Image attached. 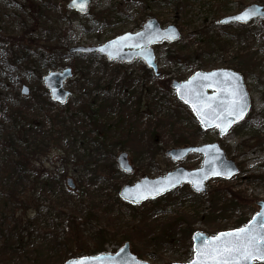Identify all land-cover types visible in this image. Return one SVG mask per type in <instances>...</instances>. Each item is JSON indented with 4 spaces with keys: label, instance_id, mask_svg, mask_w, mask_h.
Listing matches in <instances>:
<instances>
[{
    "label": "rangeland",
    "instance_id": "374dc122",
    "mask_svg": "<svg viewBox=\"0 0 264 264\" xmlns=\"http://www.w3.org/2000/svg\"><path fill=\"white\" fill-rule=\"evenodd\" d=\"M68 1L0 0V143L23 127L28 132H23V141L32 144L36 141L33 123L51 131L48 113L80 109V95L86 92L81 87V73L92 79L102 78L104 84L112 77L119 79L129 74L138 79L137 83L144 81L145 86L136 85L137 94L130 103L116 102L111 113L99 119L96 126L104 127L103 139L81 114H76L69 124L74 128L70 134L56 136L52 132L55 142L37 157L42 161L43 172L56 176L52 195L47 197L37 186H30L34 174L27 175L24 188L19 189L22 195L32 196L38 206V212L34 213V203L28 202L30 219H37L28 228L29 239L40 246L47 243L45 249H49L34 263L59 264L61 260L94 256L99 254H95L97 244L114 253L124 245V239L131 240L133 249L132 246L130 249L135 253L130 252L140 261L188 263L193 252L188 241H183L184 231L182 234L178 228L167 231L172 235L169 243L161 238L162 230L173 224L175 218L184 228L192 227L214 236L246 226L258 212L256 203L264 202V20L244 26L218 24L222 17L236 14L251 4L264 7V0H91L85 15L68 10ZM146 17L156 18L163 27L175 25L181 32L179 40L153 46L161 73L158 81L151 73L144 75L142 62L135 61L114 73L109 68L104 70L96 58L67 53L73 47L99 46L116 35L133 32ZM47 43L64 48L65 54L56 53L50 58L43 49ZM49 59L55 65L52 71L71 69L72 77L64 85L71 94L64 103L67 106L41 102L45 100L42 77L49 72L44 63ZM214 69H231L242 75L251 99L245 119L220 137L216 129L199 130L196 121L181 113L182 120L173 131L169 130L173 120L167 116H172L176 107L172 81L182 82L197 71ZM23 86L28 88V96L20 95ZM115 90L108 93L97 90L91 97L107 98ZM141 94L142 107H150V111L135 114L129 105ZM12 112L14 119L10 118ZM88 130L90 134L84 135ZM181 139L185 143L174 144ZM212 143H218L239 169L230 180L211 179L201 196L191 195L190 185L183 184L157 200L137 206L119 198L122 187L133 185L142 177H162L176 167L186 170L200 167L202 155L191 154L175 163L166 155L168 150ZM66 153L68 161L64 163L61 160ZM121 153L127 155L131 172L124 173L117 167L116 159ZM77 156L83 160L78 161ZM89 163L91 166L86 167ZM61 177L63 187L57 182ZM67 179L73 181L74 189L67 187ZM53 196L61 198L55 205L50 203ZM55 206L74 210L72 217L77 225L81 224L78 237L65 239L60 247L50 245L46 237L49 233L61 237L64 229L54 212ZM204 215L208 226L200 219ZM35 257L14 254L3 260L4 264H33Z\"/></svg>",
    "mask_w": 264,
    "mask_h": 264
},
{
    "label": "water",
    "instance_id": "95a60500",
    "mask_svg": "<svg viewBox=\"0 0 264 264\" xmlns=\"http://www.w3.org/2000/svg\"><path fill=\"white\" fill-rule=\"evenodd\" d=\"M90 3L91 0H88L87 9L84 12L78 11L73 6L72 0L68 1L66 8L79 15H85ZM245 12L250 14L245 22L233 19V17ZM258 19L264 20V7L251 4L234 15L221 18L218 24L221 26L232 23L247 25ZM179 37L180 33L175 26H167L165 29H162L156 19L151 18L143 25L140 32H127L118 35L99 46L73 47L68 49V54H98L104 57L106 61L116 63H131L135 59H140L144 61L145 67L152 71L154 77H158L160 74L157 72L155 56L152 49L148 47L162 42L173 43ZM71 77L72 72L70 68H65L61 71H49L42 77L43 86L47 90L52 103L63 105L68 100L71 94L65 89L64 84ZM235 84H238L240 89L246 93L247 108L240 119L228 117L233 122L227 125L225 132L221 133V129L217 127V124L224 123V118L227 115L225 109L231 102V91ZM170 86L175 91L177 100L189 109L200 127L204 131L216 129L220 137L226 135L235 124L243 121L251 107V99L242 76L232 70L215 69L210 72L197 71L186 81L178 82L173 80ZM28 94V88L23 86L20 90V95L28 96ZM193 105L203 113L204 123H202V116L197 114ZM191 154L202 155L199 168L186 170L182 167H176L162 177L153 179L142 177L133 185L122 187L118 193L119 198L126 203L137 206L147 201L161 198L183 184H189L193 193H205L207 181L215 178L229 180L238 174L237 166L226 157L225 152L218 143L201 146H184L166 152V155L175 163L187 158ZM116 165L124 173L133 170L125 153L118 155ZM66 185L70 189L75 188L71 179L66 180ZM256 206L258 207V212L242 228H255L256 231L264 230V224L261 223L264 222V216L257 215L264 212V202L259 201L256 203ZM235 230L220 232L215 236H208L202 231H196L192 235L193 257L190 262L184 264H192L197 259V249H201L202 252L210 251L211 247L216 244V241L213 240L214 237L219 236L221 233H230ZM201 259L207 258L201 257ZM77 262H81V264H148L147 262L138 260L130 252L128 243H125L115 253H101L94 256L69 259L64 264H77ZM261 262H264V260L255 259L249 261L248 264ZM208 264H211V262L209 261Z\"/></svg>",
    "mask_w": 264,
    "mask_h": 264
},
{
    "label": "trees",
    "instance_id": "16d2710c",
    "mask_svg": "<svg viewBox=\"0 0 264 264\" xmlns=\"http://www.w3.org/2000/svg\"><path fill=\"white\" fill-rule=\"evenodd\" d=\"M33 6V5H32ZM64 9H66L64 7ZM44 52L52 58L54 54H65L64 48H59L56 45H52L47 43L46 46L43 47ZM85 57L86 59L96 58L100 60V64L104 70L110 69L114 73H117L118 71H121V69L125 66V64H116V63H108L106 62L102 57L99 55H80ZM44 67L46 70L52 71V69L55 67L54 63L50 61V59L44 63ZM144 69V68H143ZM145 70V76H148L150 74V71ZM97 77V76H95ZM81 87H83V91H86L85 94L80 95V106L81 108L78 109L75 112L68 111L67 109L62 112H54L53 114L48 113L47 119L49 120V123L51 125V131L43 130V126L38 125L37 123H33L35 125V128L32 132L35 133L36 141L32 144H27L28 140L23 141L24 134L23 127H18L17 130L14 131V134L10 137H7L0 143V264H4L3 259H7L8 257L15 255L22 256V258H25L26 254H33L36 255L35 260L33 261V264H37L34 262H38L39 259L42 257L43 252H48L49 249H45L47 247V243L43 246L37 245L35 242H32L29 238H31V234L28 233V228L33 225L34 221L37 219L32 218L30 219V214L27 212V206L28 202L30 204L34 203L33 197H27L22 195V193H19V189L22 187L24 188V183L26 179L28 178L27 175L34 174V178L32 179L30 186L35 187L37 186V189L41 190L42 194H46L47 197L49 195H52V191L54 188V185L52 183H55L56 176H47L43 171L42 167V161H38L37 158L42 153L47 150L49 145H51L53 139L52 132L56 133V136L64 135V134H70L74 131V128H71L69 124L73 123L74 119H76V114H81L89 123L94 127V130L101 136V138H104V127L98 128L96 124L98 123L99 119L103 117L107 113H111L113 110L114 104L119 101H122V105L130 103V99L137 94V86H145L144 81H140V83H137L138 79H135L132 77V75H126L123 74L122 77L117 79L116 77L110 78V80L104 84L102 81V78L98 79H92L89 77V74L87 73H81ZM155 81H158V79H155ZM106 85V87H101ZM137 85V86H136ZM93 87V88H92ZM116 89L115 93L113 95H110V97L107 98H101V95H97L95 97H91V93L97 90H104L106 93H108L112 89ZM142 88V87H141ZM45 89V88H44ZM142 90V89H141ZM145 92V91H144ZM148 95L150 94V91L148 90ZM97 93V92H96ZM158 93V92H157ZM102 94V93H98ZM148 95L146 98L148 99ZM159 96V95H157ZM176 102V107L173 108L172 116H167L168 120H173L171 122V125L169 126V130H174L176 127V124L179 120H182L181 113H185L190 116V118L195 121L194 116L191 114V112L187 109L185 105H183L180 101L177 100L175 96H173ZM43 98L45 100H42L45 105H55L52 103L47 95L46 89L43 92ZM99 98H101L99 100ZM141 98H143V95H137L136 102H133L130 107H133V113L140 114V110H144L149 113V109L147 107H142L143 105L140 103ZM30 100V98H28ZM43 104V105H44ZM44 105V106H45ZM67 106V104H64ZM57 107H62L61 105H55ZM149 110V111H148ZM181 111V112H180ZM13 116H15V112L11 113L12 119ZM32 126V125H29ZM198 129L200 130L201 127L199 126ZM26 130V129H25ZM28 133V132H27ZM90 131H86L84 135H89ZM98 136L96 135L95 139H97ZM55 142V141H54ZM181 143H185L184 139L177 140L175 145H181ZM71 145V144H70ZM21 146L23 148L21 149ZM86 150L85 148H83ZM69 152V151H68ZM66 155V157H63L61 161H64V163H67L68 161V153L63 154ZM78 161H82L83 159L80 157H76ZM76 162H73L71 164H75ZM97 161L95 162L94 166L95 168L98 166ZM67 165V164H66ZM65 165V166H66ZM87 166H91V164H86ZM101 167V166H99ZM63 187V180L62 177L57 181ZM35 184V186H34ZM36 190V189H34ZM34 190L31 192L33 193ZM85 193L82 192V194ZM193 196H201V194L190 192ZM61 198H57L53 196V199L50 200V203L52 205H55L56 202H59ZM33 205V204H32ZM33 210L34 213L38 212V206L36 203H34ZM66 207L57 208L55 206L54 212L56 213L57 219L64 225V229L62 231L61 237H59L58 234L49 233V235H46L47 238H49L50 245H53L54 247H60L61 244H64L65 239H73L74 237H78L80 234V225H77L76 218L72 217L74 215V210L67 211L65 209ZM64 209V212H63ZM67 212V213H66ZM73 213V214H72ZM88 215L87 213H85ZM212 214L214 212L212 211ZM87 217V216H86ZM173 224L166 226L162 232H161V238L165 239L168 243V241L172 235L170 233H166L167 231L171 232L172 229L178 228L179 231H184V242L189 244V250L192 248V235L193 233L198 229H193L192 227L184 228L183 224L180 223L178 218ZM201 221H204L203 225L209 224L206 223V215L202 216ZM208 226V225H206ZM184 228V229H183ZM209 228V227H208ZM48 234V233H47ZM124 243H128L130 245V248L132 246L133 249V243L130 239H124ZM48 243V244H49ZM34 250H29V248ZM54 249V248H53ZM59 250L58 252H60ZM95 254L96 253H104L106 252L102 244H97V247L95 246ZM130 251L133 253L130 249ZM31 252V253H28ZM57 253V252H56ZM55 253V254H56ZM135 253V252H134ZM91 253H87V255H90ZM94 254V253H92ZM24 255V256H23ZM62 261V262H61ZM59 261V264H63L66 260ZM263 264V263H258Z\"/></svg>",
    "mask_w": 264,
    "mask_h": 264
},
{
    "label": "snow or ice",
    "instance_id": "6c2138e0",
    "mask_svg": "<svg viewBox=\"0 0 264 264\" xmlns=\"http://www.w3.org/2000/svg\"><path fill=\"white\" fill-rule=\"evenodd\" d=\"M87 3L88 0H72L73 6L81 12L86 11ZM249 15L245 12L233 17V19L245 22ZM231 97V102L225 109L227 115L224 118V123L217 124V127L221 129V133L225 132L227 125L233 122L228 117L240 119L247 108L246 93L240 89L238 84L233 85ZM193 107L197 114L202 116V123H204L201 110L196 108L195 105ZM257 215L264 216V212ZM261 223L264 224V222ZM213 240L216 241V244L211 247L210 251L196 250L197 259L192 264H208L209 261L211 264H248L251 260H264V230L256 231L255 228H241L230 233H221ZM201 257L207 259H201ZM77 264H81V262H77Z\"/></svg>",
    "mask_w": 264,
    "mask_h": 264
},
{
    "label": "flooded vegetation",
    "instance_id": "af4514ba",
    "mask_svg": "<svg viewBox=\"0 0 264 264\" xmlns=\"http://www.w3.org/2000/svg\"><path fill=\"white\" fill-rule=\"evenodd\" d=\"M156 19V18H154V17H146L145 18V21H144V23L137 29V30H135V31H133V32H131V33H137V32H140L141 30H142V28H143V25L149 20V19ZM156 21L158 22V20L156 19ZM159 23V22H158ZM159 25H160V28H162V29H165L167 26H172V25H167V26H165V27H163V26H161V24L159 23ZM173 26H175V25H173ZM176 27V26H175ZM177 28V27H176ZM177 30H178V28H177ZM179 31V30H178ZM129 32V31H128ZM179 33H180V37H181V32L179 31ZM180 37H179V39H180ZM178 39V40H179ZM167 43V42H166ZM161 44V43H160ZM153 46L154 45H152V46H149L148 48H151L152 49V51H153V53H154V56H155V64L157 65V63H156V55H155V52H154V49H153ZM135 61H137V62H142L141 64H143L144 65V67H145V64H144V61H142V60H140V59H135V60H133V62H135ZM133 62H131V63H133ZM131 63H125V65H128V64H131ZM143 67V68H144ZM144 69H146V70H148L146 67L144 68ZM215 70V69H214ZM148 71H150V70H148ZM210 71H212V70H210ZM210 71H206V72H210ZM236 72V71H235ZM150 73L153 75V73H152V71H150ZM159 77H161V73L159 72ZM240 74V73H239ZM241 75V74H240ZM154 76V75H153ZM242 76V75H241ZM156 79H158V78H156Z\"/></svg>",
    "mask_w": 264,
    "mask_h": 264
}]
</instances>
